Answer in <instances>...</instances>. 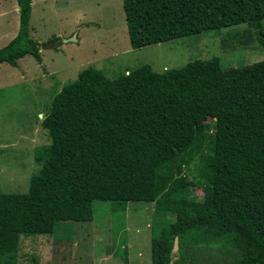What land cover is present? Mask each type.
Returning a JSON list of instances; mask_svg holds the SVG:
<instances>
[{
    "label": "trees",
    "instance_id": "1",
    "mask_svg": "<svg viewBox=\"0 0 264 264\" xmlns=\"http://www.w3.org/2000/svg\"><path fill=\"white\" fill-rule=\"evenodd\" d=\"M33 1L16 0L19 28L0 65L26 55L41 64ZM122 9L132 49L244 24L264 46V0H122ZM41 127L50 144L34 151L28 192H0L1 262L12 264L21 236L90 222L104 201L154 204L151 264H171L175 238L224 240L240 250L233 264H264V61L224 70L213 57L163 73L142 65L114 79L87 68L54 94ZM194 161L188 179L182 165ZM196 187L201 201L190 198Z\"/></svg>",
    "mask_w": 264,
    "mask_h": 264
},
{
    "label": "rangeland",
    "instance_id": "2",
    "mask_svg": "<svg viewBox=\"0 0 264 264\" xmlns=\"http://www.w3.org/2000/svg\"><path fill=\"white\" fill-rule=\"evenodd\" d=\"M6 3L8 37L19 13L10 17L15 3ZM260 33L264 37V21ZM30 37L39 45L42 65L30 55L18 60L16 67L0 65L1 193L28 192L31 176L40 169L34 151L50 144L41 127L46 110L54 94L84 69L100 70L114 79L142 65L163 73L213 57L220 59L224 70L264 61L257 31L246 24L132 49L122 0H39L31 13ZM207 123L210 134L214 123ZM206 146L208 151L205 141ZM195 165V161L182 165L188 179L197 174ZM201 187L192 189L190 198L201 201ZM153 209L154 204L145 202L96 201L90 222H57L51 235L21 236L12 264H151ZM166 218L175 220L173 215ZM239 255L240 250L224 240L182 245L175 238L171 264H233Z\"/></svg>",
    "mask_w": 264,
    "mask_h": 264
},
{
    "label": "crops",
    "instance_id": "3",
    "mask_svg": "<svg viewBox=\"0 0 264 264\" xmlns=\"http://www.w3.org/2000/svg\"><path fill=\"white\" fill-rule=\"evenodd\" d=\"M39 2V0H35L32 2V11L34 9V6ZM6 0H0V10L2 11H5V13H0V42H1V46L0 48L6 46L17 34V31H18V28H19V22L18 24L16 25L15 27V30H13V32L7 37V34L9 33V29L7 28V21H6ZM14 7H15V10L14 11H10L9 12V16L11 17V14L12 16L16 15L17 16V13L18 12V6H17V2L16 0H14ZM7 5H9L10 9L12 8V4H9V3H6ZM5 5V6H4ZM4 6V8H3ZM10 20V18L8 19ZM68 40H65V42H67ZM40 53V52H39ZM41 58V57H40ZM41 63H42V59H41ZM18 64V62H17ZM42 65V64H41ZM46 67V66H44ZM47 69V68H46ZM48 72H51L50 69H47ZM21 76V75H20Z\"/></svg>",
    "mask_w": 264,
    "mask_h": 264
},
{
    "label": "water",
    "instance_id": "4",
    "mask_svg": "<svg viewBox=\"0 0 264 264\" xmlns=\"http://www.w3.org/2000/svg\"><path fill=\"white\" fill-rule=\"evenodd\" d=\"M52 45H53V44H52ZM52 45H51V46H52ZM51 46H47V47H45V46H42V49H44V48H50Z\"/></svg>",
    "mask_w": 264,
    "mask_h": 264
}]
</instances>
